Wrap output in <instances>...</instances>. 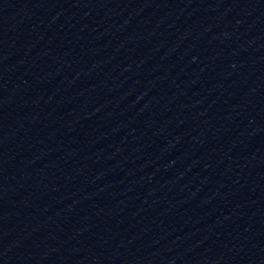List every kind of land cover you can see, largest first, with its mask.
<instances>
[{
  "label": "water",
  "instance_id": "water-1",
  "mask_svg": "<svg viewBox=\"0 0 264 264\" xmlns=\"http://www.w3.org/2000/svg\"><path fill=\"white\" fill-rule=\"evenodd\" d=\"M0 264H264V0H0Z\"/></svg>",
  "mask_w": 264,
  "mask_h": 264
}]
</instances>
